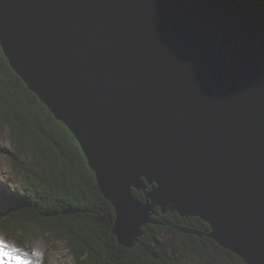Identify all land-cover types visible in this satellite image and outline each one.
<instances>
[{
	"label": "water",
	"instance_id": "obj_1",
	"mask_svg": "<svg viewBox=\"0 0 264 264\" xmlns=\"http://www.w3.org/2000/svg\"><path fill=\"white\" fill-rule=\"evenodd\" d=\"M0 48L78 143L119 245L133 248L158 208L199 218L218 247L264 264V11L0 0Z\"/></svg>",
	"mask_w": 264,
	"mask_h": 264
},
{
	"label": "trees",
	"instance_id": "obj_2",
	"mask_svg": "<svg viewBox=\"0 0 264 264\" xmlns=\"http://www.w3.org/2000/svg\"><path fill=\"white\" fill-rule=\"evenodd\" d=\"M249 8L264 11V0H235ZM10 125V127L7 126ZM0 125L17 130L16 154L33 150L40 173L26 176L23 186L12 194L0 191V231L10 240L28 232L63 239L76 264H176L168 256L161 234L201 250L211 245L227 257L235 255L218 247L206 235L210 227L199 218H183L177 213L162 214L156 208L155 224L142 229L133 248L117 243L112 230L115 214L101 195L94 174L72 134L29 92L8 66L0 48ZM133 195L144 201L142 192ZM19 235V236H17ZM241 264H244L236 257Z\"/></svg>",
	"mask_w": 264,
	"mask_h": 264
},
{
	"label": "rangeland",
	"instance_id": "obj_3",
	"mask_svg": "<svg viewBox=\"0 0 264 264\" xmlns=\"http://www.w3.org/2000/svg\"><path fill=\"white\" fill-rule=\"evenodd\" d=\"M11 128L10 125L7 124ZM0 125V191L12 194L19 190L26 176L40 173V165H36L33 150L25 149V153L17 155L12 141L18 140L25 146V137L18 135L17 130L10 137L9 128ZM19 236V235H17ZM0 239L11 246L28 253L31 264H76L63 239L46 238L44 235L34 236L28 232L27 236L20 239L22 243L10 240L0 231ZM159 240L163 242L167 255L172 257L176 264H241L236 258H230L207 245L203 250L197 244L187 247L179 241L171 244L172 238L161 234ZM37 253V255H33ZM17 264H27L26 261L18 260Z\"/></svg>",
	"mask_w": 264,
	"mask_h": 264
},
{
	"label": "snow or ice",
	"instance_id": "obj_4",
	"mask_svg": "<svg viewBox=\"0 0 264 264\" xmlns=\"http://www.w3.org/2000/svg\"><path fill=\"white\" fill-rule=\"evenodd\" d=\"M33 255H37V253H33ZM18 260L31 264L28 253L22 252L20 249L0 239V264H17Z\"/></svg>",
	"mask_w": 264,
	"mask_h": 264
}]
</instances>
